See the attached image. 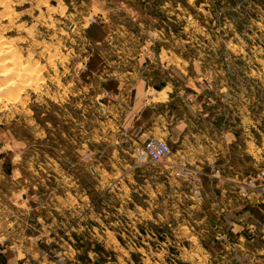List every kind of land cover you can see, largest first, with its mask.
<instances>
[{"label":"rangeland","instance_id":"obj_1","mask_svg":"<svg viewBox=\"0 0 264 264\" xmlns=\"http://www.w3.org/2000/svg\"><path fill=\"white\" fill-rule=\"evenodd\" d=\"M137 76L177 87L157 124L107 88ZM176 116L264 168V0H0V264H264L263 212L205 222V161L141 154Z\"/></svg>","mask_w":264,"mask_h":264},{"label":"crops","instance_id":"obj_2","mask_svg":"<svg viewBox=\"0 0 264 264\" xmlns=\"http://www.w3.org/2000/svg\"><path fill=\"white\" fill-rule=\"evenodd\" d=\"M94 60L90 61V67H92ZM117 79V77L106 79L108 81L107 88L113 89V87H116V94H111L113 98L120 96L121 99H129V104H127L125 111H129L136 115L138 114V117L140 116V118H142L144 115L146 119L150 117L151 113V119L155 120V124L158 122L157 115H162V117L165 118L164 114H159L156 112L155 107L157 104H163L167 101V104L170 105V101H172L175 93L177 92V87L171 84L170 88H168L167 85L151 88L145 79H141L139 76H137V79H135L136 82L132 85L129 83H122L121 81L116 83ZM145 112L146 115L144 114ZM168 116L172 118L174 114L172 112L170 113L169 111L167 117ZM170 125L173 134H175V136H171L170 140L172 144L175 143L176 145L175 151L170 155L175 160V162H177L175 165H177L178 168H182V163H188L192 161L195 162V166H201L200 162L205 161V165L203 166L205 167L203 172L204 175L201 174L202 176H205V222L207 221L208 223H213L214 221H212L210 218L215 217L216 213H221L222 211L228 210L227 205L233 206L235 212L240 216L243 212L249 209L256 213H264V202L262 201V196L260 193H255L249 198L245 199L238 196L234 191V187L230 184L229 180H234L238 178V176H234V178H232L228 175L223 176L220 174L222 178L217 179L211 175L214 171V167L218 166L216 162L221 160L220 141L218 138L219 136H217L218 140L215 138H210L211 142L209 144L207 143V137L205 135V153L203 151L195 152L194 150H190V144L188 140L189 137L186 136V129L184 130V127H187V121L176 116L175 120L172 121ZM215 140L218 149L212 145V143H215ZM170 142L169 144L171 145ZM227 184L233 188V197L226 195V193L230 190ZM215 192L218 193L216 201L211 199L212 193Z\"/></svg>","mask_w":264,"mask_h":264},{"label":"built area","instance_id":"obj_3","mask_svg":"<svg viewBox=\"0 0 264 264\" xmlns=\"http://www.w3.org/2000/svg\"><path fill=\"white\" fill-rule=\"evenodd\" d=\"M141 154L148 162L159 164L170 157L172 154V147L169 142L163 138H149L144 142ZM211 175L217 179L222 178L218 169H215ZM229 182L234 187V191L241 198L247 199L255 193H264V168L254 175H247L242 179L236 178L234 180H229ZM262 201L264 202V197Z\"/></svg>","mask_w":264,"mask_h":264},{"label":"bare ground","instance_id":"obj_4","mask_svg":"<svg viewBox=\"0 0 264 264\" xmlns=\"http://www.w3.org/2000/svg\"><path fill=\"white\" fill-rule=\"evenodd\" d=\"M13 60V59H12ZM6 65V64H5Z\"/></svg>","mask_w":264,"mask_h":264}]
</instances>
